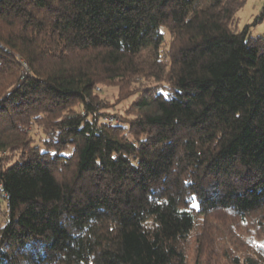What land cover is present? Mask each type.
<instances>
[{
    "label": "trees",
    "instance_id": "16d2710c",
    "mask_svg": "<svg viewBox=\"0 0 264 264\" xmlns=\"http://www.w3.org/2000/svg\"><path fill=\"white\" fill-rule=\"evenodd\" d=\"M244 3L0 0V264H187L235 223L261 246L229 264H264V2L238 27Z\"/></svg>",
    "mask_w": 264,
    "mask_h": 264
},
{
    "label": "rangeland",
    "instance_id": "374dc122",
    "mask_svg": "<svg viewBox=\"0 0 264 264\" xmlns=\"http://www.w3.org/2000/svg\"><path fill=\"white\" fill-rule=\"evenodd\" d=\"M264 0H245L243 6L237 11V25L242 27L247 23H251L259 13ZM250 34L264 33V18L249 27ZM96 91L101 98H104L110 103H115L112 110L123 112L127 107L129 100L119 102L115 98L117 96V87L106 84H97ZM107 119V120H106ZM107 122L114 120L113 116L104 118ZM232 227L224 226L223 230L212 236V240L204 244L201 248V255L196 256V259L188 253L187 264H229L228 257L233 253L243 255L247 252H252L251 248L257 249L261 246V240L254 238L250 239L248 233L238 229L237 223ZM194 243L192 237L189 245ZM259 250V248H258Z\"/></svg>",
    "mask_w": 264,
    "mask_h": 264
},
{
    "label": "built area",
    "instance_id": "2783aa9c",
    "mask_svg": "<svg viewBox=\"0 0 264 264\" xmlns=\"http://www.w3.org/2000/svg\"><path fill=\"white\" fill-rule=\"evenodd\" d=\"M107 120V119H106Z\"/></svg>",
    "mask_w": 264,
    "mask_h": 264
}]
</instances>
